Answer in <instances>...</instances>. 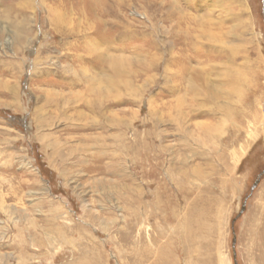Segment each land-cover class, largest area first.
I'll list each match as a JSON object with an SVG mask.
<instances>
[{"label":"rangeland","instance_id":"374dc122","mask_svg":"<svg viewBox=\"0 0 264 264\" xmlns=\"http://www.w3.org/2000/svg\"><path fill=\"white\" fill-rule=\"evenodd\" d=\"M0 264H264V0H0Z\"/></svg>","mask_w":264,"mask_h":264}]
</instances>
